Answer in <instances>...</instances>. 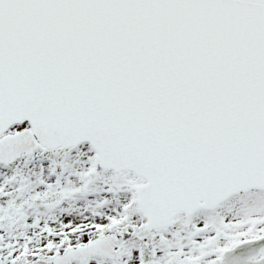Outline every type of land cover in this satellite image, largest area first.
Here are the masks:
<instances>
[{"label": "snow or ice", "instance_id": "snow-or-ice-1", "mask_svg": "<svg viewBox=\"0 0 264 264\" xmlns=\"http://www.w3.org/2000/svg\"><path fill=\"white\" fill-rule=\"evenodd\" d=\"M0 264H264V0H0Z\"/></svg>", "mask_w": 264, "mask_h": 264}]
</instances>
